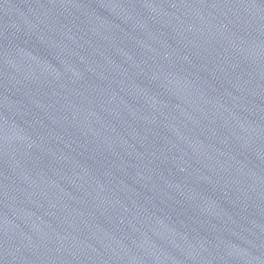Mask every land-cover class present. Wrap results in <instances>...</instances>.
Returning a JSON list of instances; mask_svg holds the SVG:
<instances>
[{
  "label": "water",
  "instance_id": "water-1",
  "mask_svg": "<svg viewBox=\"0 0 264 264\" xmlns=\"http://www.w3.org/2000/svg\"><path fill=\"white\" fill-rule=\"evenodd\" d=\"M0 264H264V0H0Z\"/></svg>",
  "mask_w": 264,
  "mask_h": 264
}]
</instances>
